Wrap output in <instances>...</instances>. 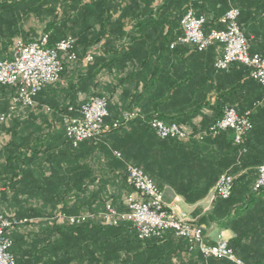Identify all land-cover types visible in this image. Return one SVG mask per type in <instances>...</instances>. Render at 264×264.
Here are the masks:
<instances>
[{
	"label": "crops",
	"instance_id": "obj_1",
	"mask_svg": "<svg viewBox=\"0 0 264 264\" xmlns=\"http://www.w3.org/2000/svg\"><path fill=\"white\" fill-rule=\"evenodd\" d=\"M192 1L190 4L196 13L205 16L210 31L224 30L222 17L230 9L242 5L247 12L242 30L249 42V52L264 58V0ZM119 2L120 5L113 10V21L122 18L124 31L133 30L136 26L130 42L137 52L132 53L129 70L138 72L139 85L134 80L117 87L113 93L117 107H124L137 94L146 91L147 101L157 98L155 110L161 113L166 123L199 125L202 130L219 119L224 106L235 108L238 114L252 111L253 129L245 139L246 150L234 144L231 131L209 143H201L194 157L186 149L163 147L158 151L159 148L154 147L151 156L155 160H150L154 161L155 174L153 178L148 175L164 192L167 203L178 200L181 211L205 228L207 244H215L217 235L222 233L237 259L247 264H264V191L255 193L252 190L259 166L264 163V87L248 81L250 71L240 63H233L226 73L216 71L215 63L224 54V46L219 43L213 44L203 54L193 53V46L181 43L174 50H161L158 44L166 39V29L172 23L167 14H156L163 0H156L151 6L137 5L131 0L124 4L121 0ZM120 39L118 43L126 41V38ZM124 74L117 71L114 79L106 77L104 92L109 94L115 85L112 82L117 84ZM85 97L86 94L82 95V99ZM18 109L13 121L0 127V187L5 189L0 194L7 191L5 184L13 172L19 173L20 179L24 172L30 175L23 178V187L20 182L22 191L19 195L14 192L5 197L0 195V214L16 217L24 210L22 206L25 204H35L40 209L37 213H42L35 217H22L31 219L35 225L12 231V252L19 264H75V261H59L63 252H60V258L56 252L51 253L50 260L37 258L50 243L69 248L77 235L74 233L73 236L71 232L70 238L66 235L63 239L61 232L42 223L55 220L47 214L55 213L54 209L58 208V195L73 189L68 171L75 163L73 150L66 145L60 125H52L50 119L45 121L40 114L20 106ZM10 140L18 145L13 153L14 157L17 154L20 157L18 167H11L8 163L11 150L3 149ZM80 150L82 162H95L96 173L105 172L102 164L108 156L104 152L91 142H83ZM24 159L27 162L23 163ZM228 173L242 187V191L233 198L232 205L221 203V199H212L218 179ZM120 186L116 180L109 188ZM123 194L119 204L122 202L126 210L129 193ZM58 223L65 224L60 220ZM65 230L70 231L68 228ZM174 237L162 249L149 245L144 250L147 258L144 264H235L228 259L205 258L198 248L191 250L189 242Z\"/></svg>",
	"mask_w": 264,
	"mask_h": 264
},
{
	"label": "trees",
	"instance_id": "obj_2",
	"mask_svg": "<svg viewBox=\"0 0 264 264\" xmlns=\"http://www.w3.org/2000/svg\"><path fill=\"white\" fill-rule=\"evenodd\" d=\"M119 1L120 0H89L88 2L86 0H0V60L10 59L12 57L14 45L18 39H22L26 43H29L38 39L41 35L47 34L49 36L50 46L68 37H73L76 40L78 60L69 61L67 58L62 57L64 71L61 73L60 79L47 86L38 95L35 105L27 107L20 106L21 108L31 111V113L40 114L45 121L49 122L50 119V124L60 125L64 133L63 117L67 114L74 115L76 109L80 108L83 103L93 97L108 98L109 117L106 119L107 123L112 124L117 121L124 111L136 108H140L142 111L141 118L127 123L121 128L99 139L85 141V143H93L96 148L104 152V155L108 156L107 161L102 164V166H105L104 173H96L95 162H82L80 149L83 143L78 147H74L67 139L65 133V143L73 150L72 155L75 160L74 166L68 169L69 182H72L73 189L64 190L58 195V208L54 209L55 213L47 214L53 216L55 220H44L42 223L43 226L57 229V231L61 232L64 235L62 236L63 239L66 238V235L70 238L71 232L73 236L74 233L77 235L74 236L73 245H69V248L68 246L62 245L57 246L53 243L48 244L44 247V253L37 256L38 259L50 260L51 253L55 252L60 258V252H63L64 254L59 261H75V264H144L147 260L144 255V250L148 249L149 245L155 246L157 249L165 248V246L175 238L173 232L166 234L163 239L154 238L140 240L133 226L128 223L110 226L103 225L99 222H87L73 226L68 223L59 224L58 215H79L99 212L104 210L108 203H111L119 211H124L123 203L121 202L119 204L121 201L120 199L124 195L123 193L131 194L135 192L134 188L127 182L125 173L126 163L129 162L140 167L145 173L152 177L155 174L153 161L155 157L151 156L152 152H154L152 148H159L158 151L162 150L163 147H169L175 150L186 149L191 151L190 153H193L194 157L201 143H209L226 133L223 132L216 137H207L204 142H198L193 139L188 142H183L156 137L157 135L154 134L155 132L152 130L150 122L154 117H159L162 120L163 118L161 117V113L155 110L157 98L155 101L152 99L147 101L146 91L137 94L134 100H131L124 107H117L116 103H114L113 94L116 88L127 82L130 84V82L134 80H136L137 86L139 85L137 81L138 72L129 70V62L133 56L132 53L135 54L137 52L135 48L131 47L130 42L132 41V33L136 30V26L133 30L124 31L125 29L121 26L122 18H119L117 22L113 21V10L116 5H120ZM191 1L192 0H163L161 8L157 9L156 14H167L172 22L169 28L166 29V39L160 41L158 44L161 50H174L178 47L177 45L179 43L174 47H172V45L183 33L182 29L180 30V22ZM125 2H127V0H121V3L124 4ZM131 2L137 5L142 4L151 6L156 0H131ZM239 6L240 7L237 8L240 10L238 22L240 27L244 28V18L247 12L242 5ZM195 7H197L196 3ZM142 14H144V12ZM206 25V32L209 33V24L206 23ZM40 29H42V32ZM120 38H126V41L118 43V39ZM93 49H95L94 60L87 66L81 65V59ZM207 51L208 49L199 52L193 47V53L196 54H203ZM251 55L255 54L251 53ZM229 70L230 68L228 70L216 71L226 73ZM117 71L122 74L127 72V74H124L117 84L113 81L112 83L116 86L113 85L112 91L109 92V94L105 93L106 77L114 79ZM248 77V81L259 85V83L250 78V72ZM84 94H86V97L82 99V95ZM16 95V88L0 85V127L6 126L8 122L13 121V117L18 112L19 109L17 108L12 112L10 118H6L3 121L1 120L3 115L11 112L13 98ZM224 107L222 109V115ZM71 109L74 110L71 111ZM186 127L190 130L192 136L204 131L199 125H187ZM107 140L111 141L112 144L110 145ZM244 146L237 147L246 150ZM17 148L18 145L14 143L13 140H10L9 143L3 147V149L11 150L12 156H10L8 160L11 167L13 165L18 167V164H20V157L18 154L15 157L13 156ZM115 152H120L122 158H118ZM150 158L153 160H150ZM32 159L33 156H31V160ZM25 162H27L26 159L23 160V163ZM29 175V173L24 172L22 179H20L19 173L13 172L10 179L7 180L5 184L7 191L0 195L5 197L9 192H14L19 195L22 191L20 188L24 186L23 183L25 182L23 178L25 179ZM116 180L120 182L121 186L119 188H109ZM20 182L23 184L21 187H19ZM244 187H246V185H244ZM71 190H73V193H71ZM252 190L254 191V187ZM241 191L242 187L237 185L235 179L232 195L228 199H221L219 201L224 204L232 205L233 198ZM22 208L24 210L16 214V217L14 216L15 218L21 219L24 216L35 217L42 213H37L40 209L36 208L35 204H25ZM31 211L34 212V214H29ZM29 225L33 226L35 224L30 221L27 224L10 228L7 234L11 237L12 231ZM66 228L70 229V231H66ZM229 247L235 252L232 246ZM140 248L143 249L142 252H140ZM215 259L222 260L219 258ZM239 260L243 264H247L245 261Z\"/></svg>",
	"mask_w": 264,
	"mask_h": 264
},
{
	"label": "built area",
	"instance_id": "obj_3",
	"mask_svg": "<svg viewBox=\"0 0 264 264\" xmlns=\"http://www.w3.org/2000/svg\"><path fill=\"white\" fill-rule=\"evenodd\" d=\"M195 0L192 1V3ZM240 10L230 9L221 19L224 30L206 32V18L198 15L190 4L181 19L183 34L172 45L186 44L197 51H205L215 43L224 46V54L216 61L217 70H228L233 63H240L250 69V78L264 87V58L251 55L248 40L239 25ZM95 49L89 51L80 64L87 66L94 60ZM69 61L78 60L76 40L73 37L62 39L53 46L49 45V36L41 35L38 39L26 43L18 39L10 59L0 60V85L14 87L17 95L13 98L11 112L3 115L1 120L10 118L19 106L27 107L36 104L38 95L50 84L58 81L64 71L63 58ZM74 109H71L73 111ZM109 117V100L106 97L88 99L76 109L75 114L63 117L67 139L78 147L87 140H96L142 117L140 108L124 111L114 123H107ZM152 130L160 139H173L187 142L191 139L204 142L207 137H216L227 131L233 133L237 146H244L247 135L252 131L251 111L243 115L235 108L225 106L222 117L208 129L192 136L184 125L166 123L159 117L150 122ZM122 158L120 152H115ZM127 182L134 188V193L126 199L127 210L119 211L111 203L99 212L79 215L59 214L58 219L69 225H81L87 222H99L103 225L117 226L128 223L133 226L140 240L163 239L167 232H173L178 238L189 242L190 249L198 248L205 258L228 259L236 264H243L229 247L222 233L217 235L216 243L209 245L205 241V228L197 225L187 213L181 211L178 200L167 203L164 192L154 180L140 167L126 163ZM234 176L223 174L218 179L213 201L228 199L234 189ZM0 187V192L4 191ZM256 193L264 191V163L259 166L258 177L254 185ZM28 218H15L0 214V264H18L12 252L13 240L8 236L10 228L27 224Z\"/></svg>",
	"mask_w": 264,
	"mask_h": 264
},
{
	"label": "rangeland",
	"instance_id": "obj_4",
	"mask_svg": "<svg viewBox=\"0 0 264 264\" xmlns=\"http://www.w3.org/2000/svg\"><path fill=\"white\" fill-rule=\"evenodd\" d=\"M40 31L42 32V29H40ZM188 142V141H187ZM109 204V203H108ZM196 223V222H195Z\"/></svg>",
	"mask_w": 264,
	"mask_h": 264
}]
</instances>
